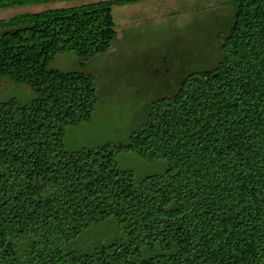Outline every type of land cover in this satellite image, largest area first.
I'll use <instances>...</instances> for the list:
<instances>
[{"label":"trees","instance_id":"16d2710c","mask_svg":"<svg viewBox=\"0 0 264 264\" xmlns=\"http://www.w3.org/2000/svg\"><path fill=\"white\" fill-rule=\"evenodd\" d=\"M56 1L72 0H0V10ZM147 1L0 20V78L34 94L0 101V264H264V0H231L220 60L151 101L127 144L63 148L97 94L93 75L52 61L105 54L112 6ZM121 152L167 167L137 180L118 167ZM107 223L111 238H87Z\"/></svg>","mask_w":264,"mask_h":264},{"label":"rangeland","instance_id":"374dc122","mask_svg":"<svg viewBox=\"0 0 264 264\" xmlns=\"http://www.w3.org/2000/svg\"><path fill=\"white\" fill-rule=\"evenodd\" d=\"M102 0H72L0 10V20L22 13L69 8ZM116 38L108 52L90 62L74 54H59L51 67L76 70L94 77L97 94L90 122L66 126L63 148L77 152L107 144H127L143 122L148 104L172 95L186 74L211 68L221 58L220 35L234 19L231 0H155L112 6ZM34 94L25 85L0 78V101L28 103ZM121 170L137 180L163 174L164 160L146 161L133 152L116 155ZM112 224L90 232L91 242L107 241L115 233Z\"/></svg>","mask_w":264,"mask_h":264}]
</instances>
